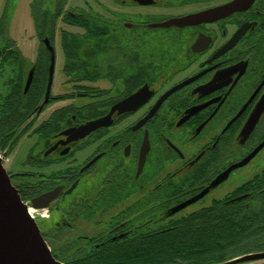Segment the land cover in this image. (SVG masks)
<instances>
[{"label":"flooded vegetation","instance_id":"af4514ba","mask_svg":"<svg viewBox=\"0 0 264 264\" xmlns=\"http://www.w3.org/2000/svg\"><path fill=\"white\" fill-rule=\"evenodd\" d=\"M98 3L100 11L86 8L103 23L87 24L90 54L79 55L88 63L87 71L75 72L76 79L84 78L67 82L69 95H61L60 89L52 91L53 71L48 101L36 108L47 85L48 66L43 64L44 84L23 126L35 135L29 162L24 159L22 164L31 169L9 171L11 181L19 175L33 180L14 183L27 201L60 189L44 213L52 226L37 218L42 231H72L79 222L94 219L105 226L94 234L118 239L141 223L180 218L191 212L181 213L187 206L209 193L214 196L200 207L216 200L237 201L239 195L232 193L244 182L232 189L223 188V182L251 162L261 167L251 181L245 180L250 182L245 192L264 183L263 145L210 187L220 172L264 140V0ZM181 18L182 23L169 22ZM96 46L102 47L101 53ZM40 58L49 62L46 56ZM145 85L149 95L136 108L113 110L109 124L82 137L66 133L107 115L113 105ZM247 122H254L253 127L242 135ZM5 124L0 145L7 141L2 151L8 152L13 127ZM145 180H150L148 187ZM207 187L202 197L170 213L171 207ZM218 189L227 194L217 196ZM244 196L241 199L248 198ZM148 208L152 212L143 218ZM109 220L115 224L110 226Z\"/></svg>","mask_w":264,"mask_h":264},{"label":"trees","instance_id":"16d2710c","mask_svg":"<svg viewBox=\"0 0 264 264\" xmlns=\"http://www.w3.org/2000/svg\"><path fill=\"white\" fill-rule=\"evenodd\" d=\"M44 1L32 0L31 12L40 35L48 34L43 26L40 28L39 22L40 15L43 14ZM54 1L57 8L56 19L60 12L58 10L61 9L65 0L60 5L56 3L59 0ZM64 17L68 23L82 24L87 30L89 28L88 20L82 15L72 17L66 14ZM66 34L63 33L62 36V47L66 55L64 70L70 74L76 71L74 59H79L78 48L81 46L77 48L74 47L77 46L76 43L69 44L66 37L71 35V32L67 31ZM81 44L82 42L79 45ZM71 47L73 51L69 52ZM96 48L99 53L102 52L101 46ZM14 62L18 66L14 67ZM37 62L40 64L39 73L36 68L34 81L29 91L24 94L26 63L16 47L8 49L0 46L1 79L7 67L9 71L6 80H3L6 90L0 93V107L3 112L0 122L2 124L7 122L11 127L13 126L11 138L17 131V127L25 122L27 113L31 112L32 106L39 97L38 88L43 84L45 74L44 71L42 72L43 60L38 58ZM28 96H33L35 99L27 100ZM3 131L4 127L0 125V136L4 135ZM7 143L3 141L1 146L5 147ZM242 204L240 201L213 203L168 223H141L140 227L130 230L118 239H107L98 233L88 234L89 238L83 236L67 238L59 248H52V251L57 258L67 264H210L219 262L244 252L242 242L252 245L264 240L262 229L259 233H255L258 227L264 225L259 217L254 216L258 213H254L252 206L247 207ZM145 206L143 204L142 209ZM147 210L142 212L143 218L152 212L150 208ZM109 222L110 226L115 224L110 220ZM45 223L52 226V220H45ZM68 231L69 228H64L59 232H51L48 234V239L55 242ZM257 246L256 248L264 247V242Z\"/></svg>","mask_w":264,"mask_h":264},{"label":"rangeland","instance_id":"374dc122","mask_svg":"<svg viewBox=\"0 0 264 264\" xmlns=\"http://www.w3.org/2000/svg\"><path fill=\"white\" fill-rule=\"evenodd\" d=\"M62 1L63 0H59V1H56V3L58 5H60ZM101 1H103V0H68V2L66 4V8L68 10L80 12V14L88 20L89 24L93 25V23H98V25L100 27V25H102V23H103L102 20H98V17H96V15L93 14L92 12L87 11L86 8L88 7V4H90L91 7L97 8L99 10L98 7H99L100 3H98V2H101ZM31 3H32V0H0V24H3L6 26L5 29H4V27H2L0 29V45H3L6 41V38L3 36V33L5 31V34L8 33L7 35H9V37L12 38L11 40L16 42V45L21 49V51L24 54L27 62L33 61L36 58V56L42 52L40 45H39V37H38L39 29H38V27H36L35 21L32 18ZM50 3H51V0L47 3V5H45L42 8L43 14L40 15L39 22H40V28H42L41 26H43L44 29L50 35H53L55 32L53 29V26H54L53 22H55V13L57 11V8L55 6H50ZM76 6H81V7H83V9H76L75 8ZM92 11H94V10H92ZM60 26H62L63 29L68 30V31H74V30L77 31V33L72 32L71 35L66 37V39L68 40L69 44H72V42L76 43L77 46H74V47L78 48V46H81L78 48V52L80 53V56L81 55H84V56L88 55L89 56L90 51H89V48L87 47V45L85 44V42L88 41L87 35H92V34H90V32H88V30L90 28H88V30H86L85 28H77V27L69 26V25L63 23L62 21H61ZM58 28H60V27H58ZM66 32L67 31H63V33H65V34H66ZM76 41L78 42V44ZM81 42H82V44L79 45ZM54 43L56 45L55 46L56 59H55V70H54V78H53V83H52V91L55 92V91H57V89H58V91L60 89V92H62L61 95H69V92H67L66 90H68V88H70V85H66L65 83H67V82L71 83V81H69V77L64 75L62 70H61L63 67V58H64L63 56L64 55H63V50H62L61 44H60L59 29L55 33ZM72 47H73V45H72ZM72 47H71V50L69 52L73 51L74 47L73 48ZM45 54H47V50H46ZM112 55H118V54L113 52ZM88 56H86V57H88ZM45 64H47V62ZM87 64L88 63L84 60L82 61L80 59L79 60L74 59L75 70L79 71L82 74L86 73L87 70H86L85 66ZM38 65L39 64H37V72L39 73V71H38L39 66ZM13 66L16 67L18 65L16 62H14ZM24 67H26V65ZM7 68L5 69L6 71L4 70L5 73L3 74V77H2L3 79H1V77H0V93L4 92L6 90V86L3 82V80L5 81L6 77L8 76L9 71ZM12 70L13 69H11V71ZM43 71H44V69H42V72ZM74 72H76V71H74ZM82 78H84V77H82ZM100 83H102V81H100ZM43 84H44V81H43ZM43 84H41L40 87L43 86ZM32 99H35V97L29 96L27 100H32ZM79 100L81 102L86 101V99L83 97H81ZM31 111H32V109H31ZM25 128H27V126H25ZM34 137H35V135H33V134L25 133L24 135L20 136L17 140L12 142L15 144V146L8 153L6 159L4 160V165L8 171L26 170L29 168V166H26V165L22 166V164H23L24 159L27 156L30 145L35 140ZM1 148H3V147H1ZM25 162L26 163L29 162V156L25 159ZM26 163H24V164H26ZM260 167L261 166H256V165L252 166V162H251L247 166L241 168L240 170H237L233 175H231L228 178V180L226 182L224 181L223 182L224 184L222 185V187L232 189L235 186L240 185L242 182H245V180H247L248 178L250 179L251 176L255 172H258L260 170ZM29 169H31V168H29ZM29 178L30 177H27V176H25L23 178L22 176L19 175L18 179L16 178L15 181H12V182L14 184L15 182L17 183V182H22L24 180H32ZM144 183H148V185H147V187H148L150 180H145ZM247 187H248V184L242 183V185L239 187L240 189L236 193H232V195L237 194V195H239L238 196L239 198L244 196V195L247 196L248 198H246V199H239L242 201V203H243L242 205L245 204L244 202H247V204H245V206H247V207L252 206V208L255 210L254 213H258L257 215H254V216H256V218L259 217L261 219L260 221L264 223V183L250 189V191L248 192V193H250L249 196L247 195L248 193L245 192L246 190H248ZM260 187H261V189H260ZM219 189L215 191L216 193L219 194L217 196H222L228 191V190L219 191ZM212 196H214V194L209 193V195H207L202 201L196 202V203L193 202L192 204L187 206L181 213L184 214L190 210H196L200 206H202L201 204L206 205ZM234 202H236V201H234ZM108 214L109 213H106L104 216L106 217V216H108ZM163 223H165V222H163ZM103 226L104 225L102 222L97 223L96 220H94V219L92 221L85 220L84 223H81V222L78 223V227L76 230L73 229L72 231L64 232V234L62 236H60L57 241L52 242V241H50V239H47V241L49 242V244L52 248H59L67 238H70V239L77 238L78 236H81L80 235L81 233L94 234L98 230H100V228H102ZM56 228H57V226H56ZM52 229L53 228H46L45 234L47 233V236H48L49 231ZM261 229H262V231H264V225L258 227L257 231L255 233L256 234L259 233V231ZM59 230H60L59 228L55 229L54 232H59ZM263 234H264V232H263ZM261 242H264V240L259 241L257 243L255 242L252 245H250L249 243L242 242V245H243L242 250L246 251L249 249H256V247H258L257 245H260ZM81 243H83V242L81 241ZM57 253H58V251H57Z\"/></svg>","mask_w":264,"mask_h":264},{"label":"water","instance_id":"95a60500","mask_svg":"<svg viewBox=\"0 0 264 264\" xmlns=\"http://www.w3.org/2000/svg\"><path fill=\"white\" fill-rule=\"evenodd\" d=\"M174 23H182L183 19H176L171 21ZM45 44L49 52V73L46 85V91L42 102L37 108L42 107L43 103L48 100L49 90L52 81L53 67H54V48L50 44L47 37L44 38ZM34 74V66L28 70L26 80L24 83L23 93H26L32 82ZM146 87H141L138 91L130 94L126 98L120 100L112 106L111 111L98 119L87 121L79 126L66 130L70 138L82 137L89 133L95 127L106 125L111 122L110 115L114 109L124 111L127 109L136 108L142 101L148 97ZM258 110L255 112L257 115ZM254 122L246 123L243 128V134L247 135L252 129ZM74 136L72 137V135ZM264 141L258 146H262ZM249 154L245 159L237 162L231 166L235 167L245 163L253 154ZM141 165V164H140ZM139 165V168H140ZM228 174V170L224 172V176L219 175L211 185L214 186L220 182ZM208 188L202 190L195 196L185 200L181 204L173 207L171 212H174L188 203L201 197ZM60 193L58 187L51 189L46 193H42L33 197L30 202L33 207H46L47 203L55 199ZM44 201V202H43ZM0 264H65L57 259L51 248L40 231L35 217L29 211L27 204L23 201L18 193L17 188L11 183L9 173L6 171L0 156ZM217 264H264V250L249 252L238 255L228 260L219 262Z\"/></svg>","mask_w":264,"mask_h":264}]
</instances>
